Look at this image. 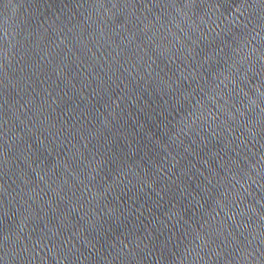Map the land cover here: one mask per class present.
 <instances>
[{"label": "water", "instance_id": "obj_1", "mask_svg": "<svg viewBox=\"0 0 264 264\" xmlns=\"http://www.w3.org/2000/svg\"><path fill=\"white\" fill-rule=\"evenodd\" d=\"M0 264H264V0H0Z\"/></svg>", "mask_w": 264, "mask_h": 264}]
</instances>
